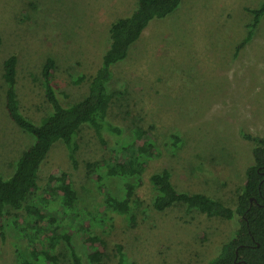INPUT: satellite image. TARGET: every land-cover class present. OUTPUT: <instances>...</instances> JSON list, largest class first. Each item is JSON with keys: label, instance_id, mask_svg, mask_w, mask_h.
Segmentation results:
<instances>
[{"label": "rangeland", "instance_id": "rangeland-1", "mask_svg": "<svg viewBox=\"0 0 264 264\" xmlns=\"http://www.w3.org/2000/svg\"><path fill=\"white\" fill-rule=\"evenodd\" d=\"M137 0H0V174L11 175L32 143L4 108L3 62L17 59L16 91L21 112L38 123L50 112L40 72L46 59L56 65L54 85L63 105L84 99L87 80L99 68L111 23L129 15ZM264 0H182L162 20L149 23L126 59L111 69L109 90L116 94L109 121L122 129L124 142L137 127L150 132L161 152L142 175L136 226L112 218L92 231L108 244L104 264H117L115 246L127 264H207L237 224L174 207L158 213L149 177L171 172L177 191L199 193L233 208L245 171L253 165L254 144L242 135L264 138V17L246 40L252 16ZM82 78V79H81ZM172 136L180 142L172 147ZM102 144L87 127L79 134L77 169L56 144L39 172L40 192L54 172L68 173L78 205L92 211L102 202L88 180L86 165L107 160L115 138ZM121 196L119 180L105 181ZM13 212L0 226V264H19L29 247L15 231ZM92 217L89 218V221ZM3 233V234H1ZM79 253L82 239L72 238ZM60 264H70L64 244ZM84 260V258H83ZM85 262V260H84ZM86 264V263H85Z\"/></svg>", "mask_w": 264, "mask_h": 264}, {"label": "trees", "instance_id": "trees-1", "mask_svg": "<svg viewBox=\"0 0 264 264\" xmlns=\"http://www.w3.org/2000/svg\"><path fill=\"white\" fill-rule=\"evenodd\" d=\"M182 0H137L134 10L113 21L107 34L106 49L99 68L87 80L88 92L84 99L63 105L54 85L56 65L46 59L40 80L50 112L38 123L23 115L16 91L17 59L11 55L3 62L4 108L9 119L31 139L14 164L10 176L0 174V223L13 212L11 225L25 240L29 252L20 256L19 264H60L58 252L64 244L70 264H104L108 259V244L92 228L108 222L116 215L125 218L131 227L136 226V211L141 207L137 190L143 186L142 175L149 163L161 156L150 132L135 127L129 142L121 140L122 129L112 124L108 114L116 96L109 90L112 67L124 61L129 49L141 37L149 23L172 14ZM252 16L247 43L260 19L264 17V3L247 10ZM82 79V78H81ZM84 127L89 128L102 143L104 134L115 138V148L107 160L88 163L87 178L102 196V202L92 211L78 205V194L68 173L54 172L40 192L39 172L42 164L56 144L67 150L72 168L77 169L78 139ZM254 144L253 165L245 171L242 188L233 208L218 199L176 190L171 172L167 169L153 173L149 183L155 194L150 207L162 213L174 207L197 211L207 218L231 221L237 224L231 238L223 243L207 264H264V138L242 135ZM172 147L180 144L172 136ZM119 180L121 196L107 188L105 181ZM92 220L89 221V218ZM1 229L3 228L2 225ZM3 234V233H1ZM78 234L82 239L79 253L72 242ZM85 262H84V260ZM117 264H127L120 245L115 246Z\"/></svg>", "mask_w": 264, "mask_h": 264}]
</instances>
